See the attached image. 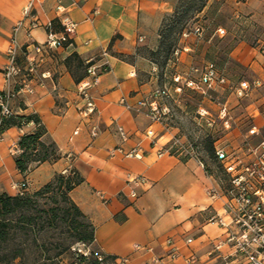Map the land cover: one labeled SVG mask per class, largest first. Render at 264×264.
Returning a JSON list of instances; mask_svg holds the SVG:
<instances>
[{
    "label": "crops",
    "instance_id": "0c3cea01",
    "mask_svg": "<svg viewBox=\"0 0 264 264\" xmlns=\"http://www.w3.org/2000/svg\"><path fill=\"white\" fill-rule=\"evenodd\" d=\"M30 1L0 0V89L13 29ZM58 6L64 12H58ZM174 6L171 0H37L33 13L42 25L31 36L25 29L19 32L22 47L43 43L48 23L60 32L62 19L68 17L78 27L71 42L41 65L39 74L50 72L51 78L44 85L35 83L33 94L17 95L12 108L16 116L38 117L46 129L43 142L54 144L59 158L21 173L15 161L18 142L38 125L8 128L0 141V194L16 195L20 191L12 185L23 181L28 189L39 190L57 174L76 175L81 181L69 197L95 227V240L89 245L95 254L126 258V264H246L227 242L236 227L227 213L230 199L221 179L201 160L169 153L159 157L157 148L169 146L174 133L154 124L146 108L128 110L121 102L126 98L135 104L162 85L150 53L159 48L160 27ZM191 40L193 44L183 41L178 69L209 62ZM229 56L247 71L243 85L250 81L255 85L244 110L253 124L248 130L232 124L227 141L214 145L249 164L264 141V39L257 46L240 41ZM89 65L98 66L100 75L88 91L96 109L84 116L87 100L79 94L78 84ZM208 97L203 110L220 115L225 109L231 116L229 101L218 102L217 108ZM150 129L159 143L156 148ZM133 149L139 155L127 157ZM130 175L144 176L149 184L129 185ZM133 190L138 191L137 198L131 196ZM213 218H222L228 226L212 223Z\"/></svg>",
    "mask_w": 264,
    "mask_h": 264
},
{
    "label": "rangeland",
    "instance_id": "374dc122",
    "mask_svg": "<svg viewBox=\"0 0 264 264\" xmlns=\"http://www.w3.org/2000/svg\"><path fill=\"white\" fill-rule=\"evenodd\" d=\"M171 1L175 5L173 11L179 6L182 13L191 0ZM198 3L200 4L197 2L194 9H197ZM206 4L203 11L196 13L193 9L183 20V24L186 26L185 32L196 26L202 27L204 29L202 38L182 35L178 39V29L182 27L180 23L176 25V30L173 33L167 32V42L173 41L174 43L178 39L176 47L180 52L178 56L174 52V60L165 69V83L156 88L169 85L174 90V75L192 76L193 68L204 66L201 62L202 65H192L186 70L178 69L183 41L185 44H193L191 39L194 38L198 53H203V55L206 53L208 63H213L218 74L226 80L225 83L217 85L214 90L210 91V96L217 108L221 107L218 102H224V99L229 101L228 108L231 111V116L229 117L226 113L222 118L212 111L202 115L203 108L206 107L204 98L208 96L202 94L201 90L183 88L182 92L174 94L172 100L166 101L170 113L164 119L163 127L166 132L174 133L173 139H181L186 145L193 144L199 159L209 166L210 171L221 179L223 186L228 190V175L226 176L227 173L224 172L221 164L209 156L207 147L209 143L226 142V132L231 130L232 124L239 123L243 130H248L253 124L252 118H247L244 115V110L250 104L255 85L252 81H250V85H243L247 71L244 67L233 62L229 54L240 41L257 46V41L264 39V0H208ZM165 17L162 29L165 28L164 31H167L172 25V21L169 20L170 16L166 15ZM220 28H224L226 32L221 34L218 31ZM36 191L26 189L23 194H33ZM58 205L59 210L56 212L60 213L59 217H62V209H66L68 205L61 196L53 198L48 194L39 199V205L36 207V211L42 217L39 225L35 231H30L28 234L12 233L7 242L0 241V264H91L95 253L91 251L90 254L89 245L76 241L74 232L67 222H62L59 218L56 225L50 226L53 215L51 209H56ZM21 247L25 248L24 257L15 258L16 250ZM60 252L61 254L57 255ZM84 254H88L89 259H82ZM5 255L8 256V260L4 258Z\"/></svg>",
    "mask_w": 264,
    "mask_h": 264
},
{
    "label": "built area",
    "instance_id": "2783aa9c",
    "mask_svg": "<svg viewBox=\"0 0 264 264\" xmlns=\"http://www.w3.org/2000/svg\"><path fill=\"white\" fill-rule=\"evenodd\" d=\"M37 0L28 3L23 11V18L16 24L13 29V36L9 47L6 51V62L2 67V75L4 87L0 89V141L3 139L4 121L15 116L12 108V101L21 93L33 94L35 92L34 84L44 85L45 79L51 78L50 72L39 74V69L53 51L61 49L68 45L73 39L78 23L66 17L62 19L64 29L60 32L52 28V24L48 23L46 40L43 43H32L22 47L18 40V34L22 29L27 31L31 36L34 29L39 28L42 23L40 19L33 13L34 5ZM58 12H64L62 6H58ZM221 34L225 30H218ZM204 29L200 26L194 27L190 31L183 33L184 37L193 35L196 38H202ZM179 50L175 51V55H179ZM107 55L106 53H104ZM99 67L89 65L87 68V76L78 84L79 94L87 100L84 116L91 115L96 107L95 103L89 95V89L96 86L99 81ZM192 76H184L176 74L173 77L174 90L169 85L162 88L154 89L147 97L138 100L135 104H131L126 98L121 100L122 104L128 109L146 108L148 115L154 124L164 125V119L169 115L170 108L166 101L172 100L175 93L182 92L183 88L193 90H201V93L210 96V91L214 90L217 85L225 83V78L218 74L217 68L213 63H207L202 67H195L191 71ZM209 112L203 110L202 115ZM226 110L223 109L220 116L223 118ZM36 124L35 122H30ZM255 130H251L254 133ZM121 135L124 137L125 132L120 129ZM93 135H97V129H94ZM148 135L153 138V148L158 147V141L154 138L155 131L150 129ZM193 144L186 145L181 139H173V142L162 148H157L158 156L161 157L166 153L175 154L183 157L199 159L193 148ZM21 152L20 149L18 150ZM139 155L138 149H133L126 154L127 157H136ZM216 155L218 160L224 164L226 172L230 176V188L227 190L230 204L227 206V213L232 216V224L236 230L231 231L227 242L232 244L236 254L246 259V264H264V141L260 144L256 153V158L249 164H244L241 160H236L224 148H217ZM128 184L136 187H144L149 184L148 179L144 176H129ZM13 189L19 190L23 194L28 189V184H13ZM99 196L105 200V195L98 192ZM133 198L139 196L138 191L133 190L131 193ZM212 223L221 226H228L222 218H213ZM192 240L189 239L188 242ZM222 243L216 246L220 249ZM90 254L91 249L89 247ZM85 260L89 259L88 254L83 255ZM177 254L174 253L173 257ZM94 259L99 264H126V258H116L97 253ZM158 263L159 260H155ZM78 264V263H73Z\"/></svg>",
    "mask_w": 264,
    "mask_h": 264
},
{
    "label": "trees",
    "instance_id": "16d2710c",
    "mask_svg": "<svg viewBox=\"0 0 264 264\" xmlns=\"http://www.w3.org/2000/svg\"><path fill=\"white\" fill-rule=\"evenodd\" d=\"M207 1L208 0H191L189 5L185 7L182 13L180 12V7L177 6V8H175L176 10L173 11L172 14H168V16H170L169 20L172 21V25L168 29L169 31H164L165 28L162 29L166 17L163 19L161 28L159 30V48L156 51H152L150 53V57L154 60V62L160 69L159 79L162 84L165 83L166 80L164 78L166 76L165 69L168 67L169 63L174 60V52L177 50L176 44L178 42V39L185 32L186 26L183 24V20H185L187 14L191 13V11L196 7L197 2H200V4L198 3L197 9H194V12L196 13L203 11V9L207 5ZM178 23L182 24V27L178 29V39L174 43L173 41L168 43L166 39L168 35L167 32L170 34L173 33L176 30V25ZM73 57H75V55H73ZM32 121L38 125L37 129L34 132L25 134L20 138L18 147L21 152L16 156L15 159L17 168L21 173L24 174L28 173L30 170L41 163L47 161H56L59 158L55 145L52 143L46 144L45 142H43L42 138L46 133V129L40 123L36 115H15L4 121L3 130L5 131L13 126L21 127L24 124L30 123ZM216 151L217 148L215 147L214 143H209L207 147V153L211 158H214L215 161L220 163L222 168L224 169V172H226L222 162L218 160ZM226 176L228 178L229 187H227L229 189L231 185L230 176L228 173L226 174ZM80 181L81 179L76 175L64 176L62 174H57L52 181L47 183L45 186H43L33 194H0V241L7 242L12 233L15 234L17 232H20L22 234H28L30 231H35L36 227L39 225L40 219L42 218L41 215H39V213L36 211V207H38L39 205V199L49 194L53 198L61 196L62 200L68 205L66 209H62V217H59L60 213L56 212L59 210V205L56 209H51L53 215L51 218L50 226L53 227L54 225H56L58 223L57 220L60 218L62 222H67L68 225H70L77 242L91 245L95 240V227L85 216V214L80 210V208L69 197V192L73 190V188L77 186ZM40 211L48 212L43 210ZM61 252L57 255H60ZM24 253L25 248L21 247L16 250L14 257L22 258L24 257ZM4 258L8 260L7 255H5ZM82 259H84V257ZM91 264L99 263L93 258Z\"/></svg>",
    "mask_w": 264,
    "mask_h": 264
}]
</instances>
